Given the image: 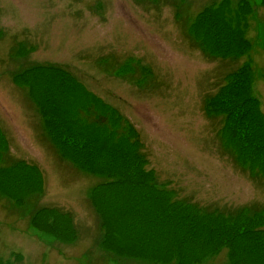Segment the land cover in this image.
<instances>
[{
    "label": "rangeland",
    "instance_id": "374dc122",
    "mask_svg": "<svg viewBox=\"0 0 264 264\" xmlns=\"http://www.w3.org/2000/svg\"><path fill=\"white\" fill-rule=\"evenodd\" d=\"M192 263L264 264V0H0V264Z\"/></svg>",
    "mask_w": 264,
    "mask_h": 264
},
{
    "label": "trees",
    "instance_id": "16d2710c",
    "mask_svg": "<svg viewBox=\"0 0 264 264\" xmlns=\"http://www.w3.org/2000/svg\"><path fill=\"white\" fill-rule=\"evenodd\" d=\"M242 33H243V30H242ZM239 35L241 36V34H239ZM243 35H244V33H243ZM246 45H247V47H250L249 43H246ZM248 66L249 65L245 64L244 66H241L239 68L240 70L238 69L237 71L242 72L243 75H248L250 72V71H248L249 70ZM237 77H240V76H237ZM234 82H236V81H234ZM246 91H247V89L243 90V92L239 96L235 97L236 100H231L229 102L230 103V109H228V112H230L231 118L234 117L235 124H233V125H235V126H237L239 124L241 125V123L243 124L244 122H247L248 118L250 116H253V118H255L257 121V123L255 124V127L258 130L259 124L261 125V121L256 118L255 112H252L253 106H255V105H252L251 102H252L253 98L250 99V97ZM237 102H239L241 104H239V106H238ZM251 109H252V111H251ZM254 109H255V107H254ZM254 123H255V120H254ZM250 127H251V125L248 123L244 126L242 131H240V129L238 128V129H235V131H233V132L236 134L242 133L244 137L246 136V134H248L249 136H253L256 131H253V130L250 131ZM178 203H180V205L177 207H175L171 202H169L168 204L165 203L163 205L162 209L164 208V210H160L158 212L159 216H160V221H158V224L159 225L163 224V226L166 227L168 230H170L169 225L173 224L172 228H179L180 231L183 229L182 233L185 234L187 232V234H189V238H187V239H190V238L195 239L196 235H197L196 230H195L196 229L195 226L198 223H200V221L196 219V220H192L191 222L189 221V222L185 223V221L188 220V218L186 216L187 215V209L186 208L191 209L192 204H187L184 202H178ZM160 209H161V206H160ZM167 210H169V214H171V216L167 214ZM185 210H186V212H185ZM166 219H168V221H169L168 223H166ZM161 222H163V223H161ZM190 225L192 226L191 231H190L191 227H189ZM207 225H210V223ZM146 226H147V230H148L147 232L149 233L151 225L149 223H147ZM211 229H213V228H211ZM151 230L156 231L157 229L155 227H153V228H151ZM170 235L171 236H169V239H168L170 243L174 242L176 240V238L179 239L178 236H180V239H181V233L175 234L174 232L173 233L171 232ZM257 243H258V241H257ZM221 250L222 249H217V251L216 250H213V251L214 252H220ZM181 254L182 253L179 251L180 256H181ZM199 256L200 257L197 258L198 261H201L203 258H205L203 255H199ZM180 259L182 260V258H180ZM183 263H185V262H183ZM192 264H194V263H192Z\"/></svg>",
    "mask_w": 264,
    "mask_h": 264
}]
</instances>
